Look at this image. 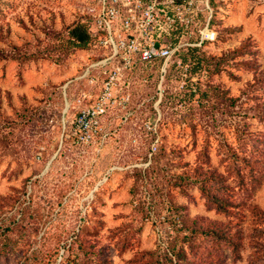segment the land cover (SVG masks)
<instances>
[{
	"label": "rangeland",
	"instance_id": "obj_1",
	"mask_svg": "<svg viewBox=\"0 0 264 264\" xmlns=\"http://www.w3.org/2000/svg\"><path fill=\"white\" fill-rule=\"evenodd\" d=\"M94 2L0 0V264H264V0H223L199 68L136 85L82 145L65 87ZM225 223L239 247L202 233Z\"/></svg>",
	"mask_w": 264,
	"mask_h": 264
},
{
	"label": "built area",
	"instance_id": "obj_2",
	"mask_svg": "<svg viewBox=\"0 0 264 264\" xmlns=\"http://www.w3.org/2000/svg\"><path fill=\"white\" fill-rule=\"evenodd\" d=\"M95 0L88 10L97 39L83 49L80 72L69 107L77 109L73 132L90 145L103 131L110 108L128 107L136 85H148L158 66L159 84L172 67L188 76L190 64L180 55L186 47L206 48L218 38L213 24L223 0ZM185 87L186 84H182Z\"/></svg>",
	"mask_w": 264,
	"mask_h": 264
},
{
	"label": "trees",
	"instance_id": "obj_3",
	"mask_svg": "<svg viewBox=\"0 0 264 264\" xmlns=\"http://www.w3.org/2000/svg\"><path fill=\"white\" fill-rule=\"evenodd\" d=\"M214 4L216 3L215 0ZM89 20H80L71 30H70V38L75 47L89 49L93 46L94 42L97 39V34L94 31L93 18L88 15ZM200 47H186L182 50L180 55L183 57L184 61L191 66V71L199 68L202 64L204 58L199 56L201 52ZM158 66L156 67V71L151 76V83H154V87L157 89V82L159 81L158 75ZM172 72L169 75L173 76L178 72L174 66L171 68ZM190 71V72H191ZM168 77V76H167ZM69 94V93H68ZM196 93L191 92V96L194 97ZM72 96V93H71ZM73 108V107H71ZM75 108V107H74ZM76 109V108H75ZM71 110L68 112L70 113ZM77 111V109H76ZM76 113V112H75ZM193 175V179L196 183H198L201 191L206 195L209 202L212 203L218 211L226 212L230 207V200L226 197L222 196L218 191L220 187L217 185V182L221 180V177H217L213 171L200 170V173L195 172ZM201 226H203L201 224ZM196 230V228H195ZM202 232L204 235L216 236L218 240H221L222 243L233 245L236 243L237 247L243 241V237L239 234V232L235 231L232 227H229L226 223L220 225H212L206 229H203ZM197 232L199 230H196Z\"/></svg>",
	"mask_w": 264,
	"mask_h": 264
},
{
	"label": "bare ground",
	"instance_id": "obj_4",
	"mask_svg": "<svg viewBox=\"0 0 264 264\" xmlns=\"http://www.w3.org/2000/svg\"><path fill=\"white\" fill-rule=\"evenodd\" d=\"M68 107H69V102H67V104H66V110L68 109Z\"/></svg>",
	"mask_w": 264,
	"mask_h": 264
}]
</instances>
